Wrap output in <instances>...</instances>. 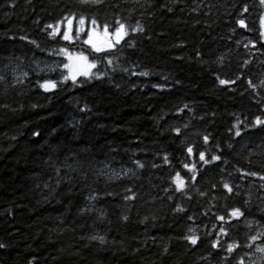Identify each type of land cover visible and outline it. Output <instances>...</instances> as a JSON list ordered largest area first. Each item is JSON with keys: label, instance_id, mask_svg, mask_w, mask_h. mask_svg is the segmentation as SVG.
<instances>
[{"label": "trees", "instance_id": "16d2710c", "mask_svg": "<svg viewBox=\"0 0 264 264\" xmlns=\"http://www.w3.org/2000/svg\"><path fill=\"white\" fill-rule=\"evenodd\" d=\"M72 12L144 31L96 53L86 29L51 35ZM263 12L260 0H0V264H264V181L245 175L264 174ZM62 48L96 63L91 77L64 81Z\"/></svg>", "mask_w": 264, "mask_h": 264}, {"label": "snow or ice", "instance_id": "6c2138e0", "mask_svg": "<svg viewBox=\"0 0 264 264\" xmlns=\"http://www.w3.org/2000/svg\"><path fill=\"white\" fill-rule=\"evenodd\" d=\"M106 2V0H76V3L78 5H80L82 8L85 9H97L100 6L104 5ZM260 4L264 5V0H260ZM169 11H171L172 9L169 8ZM244 12L248 11L247 6L244 7L243 9ZM90 20V24L92 27H90L87 32L85 33L87 38L83 41L84 44L90 45L91 49L94 50V52L99 53L102 51H106V50H111L114 49L116 45H118L122 40H124V38L126 36L129 35V30L131 32H142L144 31V29L137 24L136 27H132L129 28V26L124 23L121 22L120 20H116L115 21V30L110 32L109 31V25L107 22H104L103 25L101 26L97 19L95 18V16H88L85 13H80L77 14L76 12H72L67 16H64L62 18V20L60 22H58L57 25H52L49 24L47 25V28L52 29L51 35L55 36L57 34H61L63 40L65 41H69V42H73L74 40L78 39L80 34L82 32H85V25L86 22ZM74 21H76L78 23V27L75 29L74 32ZM260 22H261V26L264 27V16H261L260 18ZM238 23L241 26H245V22L243 19L239 20ZM64 24L66 25L65 30L61 33L60 32V25ZM102 27V31L100 30ZM261 36L264 37V32H261ZM35 43V42H33ZM131 46V45H129ZM60 51L62 53L65 54L68 63H64L63 67L67 70V75L63 76V80L64 81H68L69 79H71L74 83L77 81V77L78 76H86V77H91L92 72L91 70L96 68V63L92 62L89 60V57L87 55H85L83 52L77 53V54H73L71 53L67 48H62L60 49ZM109 64H112V60L109 59L108 60ZM25 76H27V73H24ZM146 75V73H145ZM4 77L0 76V80H3ZM219 79V78H218ZM219 83L221 85H228L230 83H235V81H230L227 79H219ZM251 80H249V84H251ZM42 88H44V90L48 91L51 89H55L57 84L56 81L54 80H45L41 85ZM253 87H255L253 85ZM256 124L260 125V124H264V121H261L259 118L256 119ZM177 133H179V129H176ZM241 133L239 130L236 131V135L239 136ZM34 135L39 136V133H34ZM205 142L208 141V136L204 137ZM187 151L189 153H192V148L189 147L187 149ZM199 158L200 160L204 161L205 163H208V161L205 159V153L201 152L199 154ZM167 159V158H165ZM212 160H219L220 156H212L211 158ZM139 167H143V164H140L139 161L136 162ZM184 167H188V165H184ZM59 171V170H57ZM245 175L247 176H259V179L261 181H264V174H260L257 172H249V173H245ZM194 179V177H193ZM60 181L57 180V184H59ZM176 185H177V190L182 189L184 187V181L183 179L180 177L179 173H177L176 175ZM223 187L225 189H227V191L229 193H231L233 191L232 186H230L228 183H224ZM262 188H264V185H262ZM86 210V209H85ZM244 215V212L240 209V208H233L231 210V216L232 217H242ZM220 220H224V217L221 216L219 217ZM224 230L221 229V232H223ZM257 237H252L253 240H255ZM90 239L92 240H98L101 244L104 243L105 238L103 236H92L90 237ZM186 239L190 240L191 244L195 245L197 243L198 237L196 236H188L186 237ZM218 244V242H217ZM216 245H214L215 247ZM6 245L4 244H0V248H5ZM235 247H239V244H236ZM261 252H264V248L258 249ZM228 252H232L234 251L233 246H229L227 249ZM31 264V262H30ZM241 264H243V262L241 261Z\"/></svg>", "mask_w": 264, "mask_h": 264}, {"label": "rangeland", "instance_id": "374dc122", "mask_svg": "<svg viewBox=\"0 0 264 264\" xmlns=\"http://www.w3.org/2000/svg\"><path fill=\"white\" fill-rule=\"evenodd\" d=\"M262 16H264V12H263V14H262ZM79 25H78V23L76 22V21H74V32H75V29L78 27ZM65 27H66V25H64V24H61L60 25V32L61 31H64L65 30ZM90 27H92L91 26V24H90V21L89 22H87L86 23V25H85V29H86V32H87V30L90 28ZM101 31H102V27H101V29H100ZM262 30H263V32H264V27H262ZM110 31V30H109ZM110 32H112V31H110ZM81 35V34H80ZM87 38V36H86V34H85V36H84V39H86ZM264 39V38H263ZM76 40H74L73 42H75ZM69 42V41H68ZM73 42H71V43H73ZM61 55L64 57V58H66V56H65V54L64 53H61ZM67 59V58H66ZM35 66H36V68L37 69H39V70H46V71H50V70H54L55 68H57V61H43V62H37V63H35ZM16 71V70H15ZM16 73V72H15ZM13 77H15L16 79H19V77H20V75H13Z\"/></svg>", "mask_w": 264, "mask_h": 264}]
</instances>
